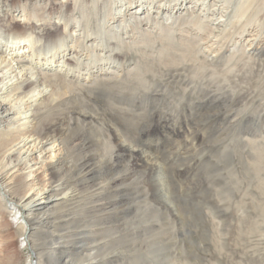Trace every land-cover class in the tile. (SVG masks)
<instances>
[{"label": "bare ground", "instance_id": "obj_1", "mask_svg": "<svg viewBox=\"0 0 264 264\" xmlns=\"http://www.w3.org/2000/svg\"><path fill=\"white\" fill-rule=\"evenodd\" d=\"M37 1L0 0V12L4 7L0 27L7 29L0 35V41L4 40L0 47V125L7 122L0 126V206L38 256L34 264L131 263L135 250L124 245L122 234L129 228L124 222L126 214L131 212L134 218L140 207L136 169L142 168L145 174L159 167L168 194L161 201L168 207L174 192L158 150L174 146L171 149L183 155L182 149L186 153V148L195 149L201 132L205 137L211 128L204 120L224 124L217 127L219 136L245 134L242 151L264 146V0H64L51 4L52 9L63 10L61 26L38 25L46 7ZM118 1L128 11L139 9L125 22L107 24ZM16 12L21 21L14 19ZM151 15L156 31L145 28ZM81 23L83 36L75 38L73 47V37L66 29ZM249 30H254L255 40L243 41ZM204 33L224 40L223 52H205L201 48ZM41 36L51 41L42 45ZM106 45L118 49L114 58L98 49ZM35 55L47 59L44 65L33 61ZM56 55H62L64 65L55 67ZM119 58L133 61L125 66ZM91 63L109 65L111 71L93 73L91 79L82 81L70 75L77 69L90 70ZM64 66L66 73L62 74ZM120 66L124 67L122 76L112 75ZM11 70L17 73L12 75ZM19 75L22 81L9 83ZM148 76L152 77L149 81ZM35 92L40 96L22 112V102L31 100ZM221 100L233 102L232 123L220 113L208 115L210 104ZM10 103V108L4 107ZM12 109L23 115L14 123ZM241 114L255 117L263 126L242 129L238 126ZM157 116L164 117L158 140H140L136 134L139 119ZM35 148L39 155L51 154L39 167L44 168V178L34 191L35 184L26 181L25 173L19 174L17 165H28ZM10 152L17 155L16 160ZM259 154L254 161L258 165L264 160V154ZM174 171L181 169L176 166ZM115 215L123 216L115 219ZM259 226L264 227V221ZM41 232L47 239L43 254L35 249L34 236ZM88 237L96 243L90 247L93 252L85 249L89 248ZM76 247L81 250L77 252ZM6 258L5 264L17 263L13 253Z\"/></svg>", "mask_w": 264, "mask_h": 264}, {"label": "rangeland", "instance_id": "obj_2", "mask_svg": "<svg viewBox=\"0 0 264 264\" xmlns=\"http://www.w3.org/2000/svg\"><path fill=\"white\" fill-rule=\"evenodd\" d=\"M57 1L62 2L64 0L37 1L46 7L43 11L44 16H42L44 19L41 17L42 22L37 21L38 25L46 23L50 26L54 24L61 26L63 21L59 17L63 14V10L60 7L55 10L51 7V4ZM121 4L119 1L114 3V12L106 19L107 24L116 21L125 22L130 14L139 9L137 7L128 11V7L126 5L121 6ZM145 6H148L147 3ZM3 10L0 12L1 16L4 15ZM17 14L18 12L15 13V17ZM216 15L213 16V19L215 23H218ZM153 17L152 15L148 17V23L145 25V28L151 26L156 31L158 27H154L155 24L151 21ZM14 19L21 21L20 17ZM82 28L83 23L78 25V27L75 25V27L69 26L66 29L67 35L73 37L70 39L72 42L70 43L71 46L74 47L76 45L74 40L77 36H83ZM6 31V27H0V35L5 34ZM253 34H255L254 30L246 32L243 41H247L248 38V41H254L256 36H253ZM203 36L204 40L201 43V48L207 53L215 55L220 50V47L224 45V40H220L219 37H209L208 33H204ZM45 37H39V43H42V45L51 41ZM99 40L97 43H99ZM2 42L4 43V40ZM2 42L0 41V47L4 46ZM97 43H94V45ZM23 46L22 44L21 47L23 48ZM111 48H113V45L98 46V49L103 51L102 54L104 56L114 58L118 49ZM22 50L29 54L28 47L25 46ZM76 50H78L80 55L81 47H78ZM220 52H223V50H220ZM8 58L11 59V56H8ZM61 58L62 55H56L55 60L58 62H54L55 67L56 65H64V59ZM35 60L38 65H44L47 61L46 58L42 59L37 55L33 57V61ZM119 61H123L125 66H127L133 60H129L128 62L127 59L119 58ZM101 64L94 65V63H91L90 66L92 68L90 70L77 69L76 73L72 71L70 75L75 74V79L78 76L79 80L82 81L91 79L93 73L104 75L105 72L111 71L107 69L109 65L102 67ZM66 68L67 66H64L63 71ZM82 68H84V65ZM120 69L123 70L124 67L120 66L119 71H113L112 75L122 76L123 73ZM63 71L61 72L62 74L66 73ZM12 73V75H15L17 71ZM17 79L22 81V76L19 75L18 78H14L9 83L17 84ZM149 79H152V77L148 76L147 80L149 81ZM162 80L165 81V79ZM106 86L114 89L119 88V86L112 84H107ZM140 90L143 89L139 88ZM33 95L34 97L31 100L26 98L22 102V112L29 108L30 101L36 100L40 96L38 92L33 93ZM11 104L4 105V107L10 108ZM240 105L234 107L235 111L240 108ZM231 107H233V102L231 101H216V103L210 104L208 115L220 113L232 123L235 119V112L232 111ZM15 113L16 110L12 109L10 115L12 116ZM22 116L15 114L12 122L14 123V121L19 120ZM163 118V116H157L139 119L137 122L139 130L136 131V134L139 135L138 138L145 140L150 137V140H158V130L163 123ZM241 118L238 126L242 129L249 127L260 128L263 126L259 120L249 114H241ZM23 122L25 120L19 121V123ZM203 124H207L206 127L210 125L211 131L209 130L208 135L205 137H202L203 134L201 132V140L195 149L191 147L186 148L188 150L187 153L184 151L185 149H182L184 154L179 155L180 153L175 148L171 149L174 146L157 148L159 149L157 156L161 160L162 166L164 165L168 181L171 184V190L174 192L175 199L171 205L166 207L163 201H161L162 199L164 200L163 196L167 194V188L161 184L162 179L157 165L153 166L151 170H147L145 174L142 173L144 171L142 168L135 170L140 182L138 185L140 189L136 193V201L140 204V207L137 206L134 211L138 212L136 217L133 218L131 212H129L130 214H126L128 217L124 220L125 226L132 229V231L128 228L129 231L127 230L122 234L124 245L130 246L135 250V252H131L133 258L132 262L130 261L131 263L128 264H144V261L146 264H264V227L259 226L264 221V160L259 165L254 163L260 157L259 151L261 154H264V146L258 147L256 151L249 150V148L242 151L244 141L247 138L245 134L237 135L236 137L234 134L219 136L221 130L218 132V128L224 126V124H221V121L210 119L204 120ZM6 125L7 122L0 126L3 128ZM22 145L23 143L18 145L17 148H21ZM50 154L51 152L45 151L39 155V150L35 148L29 154L31 161L28 165H17V168L21 169L19 174L25 173L26 181L35 184L34 191L39 186V180L44 178V168L39 167L42 165L44 158H48ZM251 155L254 160L251 159ZM16 156L15 153L10 152V157L13 160H16ZM200 157H204L201 162L197 160ZM15 163L17 164L18 162L16 161ZM176 166L181 169L180 173L174 171ZM30 170L33 173H29ZM231 170H234V173L229 174ZM141 173L145 176L143 175V177ZM90 185H92V182ZM128 200L130 201L131 199L129 198ZM115 216H117L115 217L116 219L122 218L123 215ZM44 232L34 236L36 244H38V247L35 246V249L37 253L40 252L41 254H43L42 252H44L45 245L47 244ZM92 241L93 238L89 237L85 241L89 245V248L88 246L85 247L87 252L94 251V249L90 250V247L96 244ZM76 250L79 252L81 249L76 247ZM10 253H13L15 262H17L13 264H34V262L39 261L38 256L33 255L30 244L23 240L20 231L11 224L8 214L0 206V261L2 264L7 263L8 258L6 256L10 255ZM41 259L43 260V258Z\"/></svg>", "mask_w": 264, "mask_h": 264}]
</instances>
